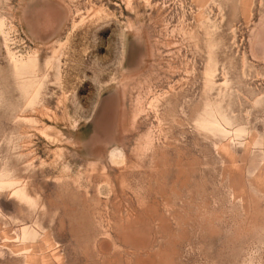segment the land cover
I'll list each match as a JSON object with an SVG mask.
<instances>
[{
	"label": "rangeland",
	"instance_id": "rangeland-1",
	"mask_svg": "<svg viewBox=\"0 0 264 264\" xmlns=\"http://www.w3.org/2000/svg\"><path fill=\"white\" fill-rule=\"evenodd\" d=\"M0 264H264V0H0Z\"/></svg>",
	"mask_w": 264,
	"mask_h": 264
},
{
	"label": "bare ground",
	"instance_id": "bare-ground-1",
	"mask_svg": "<svg viewBox=\"0 0 264 264\" xmlns=\"http://www.w3.org/2000/svg\"><path fill=\"white\" fill-rule=\"evenodd\" d=\"M31 62L29 60H27L26 62H19L17 64H14L15 69H19V70H26L28 69V67L30 66ZM22 235L24 236V230H22Z\"/></svg>",
	"mask_w": 264,
	"mask_h": 264
}]
</instances>
